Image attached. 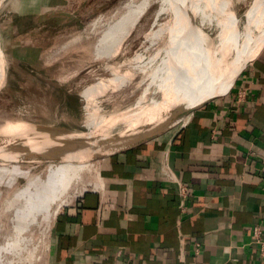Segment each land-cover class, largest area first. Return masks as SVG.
<instances>
[{
    "label": "crops",
    "instance_id": "crops-1",
    "mask_svg": "<svg viewBox=\"0 0 264 264\" xmlns=\"http://www.w3.org/2000/svg\"><path fill=\"white\" fill-rule=\"evenodd\" d=\"M98 162L42 264H264V45L183 125Z\"/></svg>",
    "mask_w": 264,
    "mask_h": 264
},
{
    "label": "bare ground",
    "instance_id": "bare-ground-1",
    "mask_svg": "<svg viewBox=\"0 0 264 264\" xmlns=\"http://www.w3.org/2000/svg\"><path fill=\"white\" fill-rule=\"evenodd\" d=\"M5 1L0 0V8ZM153 2L159 3L156 18L162 13L170 16L165 24L155 20L145 34V40H151L145 45L146 49L153 46L155 53L150 57L137 53L117 62V57L126 54L129 37ZM233 3L234 0H126L110 16L97 18L91 30L98 36L94 59L104 60L100 69L107 72L108 77L97 75L96 82L81 91L86 102L81 127L92 137H111L139 133L160 123L163 116H154L148 112L153 107L147 111L142 105L149 88L162 94L164 106L175 109L197 107L209 98L227 93L264 45V0L252 1L249 29H243L240 19L237 21L230 11ZM227 20L231 24L228 29L223 26ZM97 27L103 31H98ZM213 28L218 30L215 37L211 34ZM255 32L262 33L258 40ZM236 38H239L238 43ZM8 63L0 35V90L8 81ZM137 75L139 80H135ZM136 86L144 87L137 104L127 103L126 94L118 93ZM105 104L112 106L106 108ZM163 105L160 108L164 111ZM29 115V108L24 106L15 116L0 113V170L11 176H26L27 184L20 191L24 195L23 216L33 218V210L43 209L51 218L48 227L61 206L69 203V198L62 200L52 214L48 213L51 204L67 198L70 187L83 181L84 173L102 154L75 153L60 161L50 160L41 173L35 174L34 170L44 161L23 162L10 152L16 149V143L30 150L52 147L47 146L48 136L31 122ZM43 173L47 174L46 180Z\"/></svg>",
    "mask_w": 264,
    "mask_h": 264
},
{
    "label": "rangeland",
    "instance_id": "rangeland-1",
    "mask_svg": "<svg viewBox=\"0 0 264 264\" xmlns=\"http://www.w3.org/2000/svg\"><path fill=\"white\" fill-rule=\"evenodd\" d=\"M125 1L7 0L0 8L1 47L9 62L8 81L0 90V113L15 116L16 111L22 106L29 108L31 122L48 136L47 146H52L48 150L36 151L51 152L59 149L67 145L69 137L78 136L80 133L82 137L89 136L87 131L81 127L86 103L81 91L93 85L97 75L108 77L107 72L100 69L104 60L94 59L98 36L92 33L93 24L97 18L108 17L116 12ZM252 1L234 0L230 8L236 20L240 19L243 29L244 27L249 29V25L251 26L252 19H250L251 16L249 17V10ZM158 8L159 3L153 2L129 37L126 54L117 57V62L137 53H144L146 57L155 53L153 46L146 49L151 40H145V34L149 32L155 20L158 24H165L170 18L166 13L156 18ZM45 15L46 18L41 20V16ZM230 25L228 20L223 23L226 29L230 28ZM218 28L220 29V26ZM96 29L103 31L101 27ZM217 31L215 28L212 29V37L216 36ZM253 34L256 36L255 39L258 37L256 40L260 38L259 35L262 36V33ZM89 35L92 37H87ZM73 37L74 39L78 37V40L72 39ZM235 42L238 43L239 38H236ZM221 46L223 48V43ZM139 78L137 75L135 80ZM150 89L142 105L147 111L153 107L148 112L156 117L162 115L161 122H163L178 109L173 106L167 107V104L164 106L162 94ZM143 92V86H136L133 89L124 88L118 93L120 96L126 94L127 103L137 104ZM160 104L164 106L162 107L164 111L161 110ZM110 106L112 104H105L106 108ZM187 119L188 117L180 121L167 133L183 125ZM14 147L15 150L10 149L12 154L27 150L20 143H16ZM69 155L72 153L59 151L56 159L53 160L60 161ZM48 161H44L36 168L35 174L41 173ZM98 161H94V169ZM88 170L84 173L82 182L70 187V195L67 196V194V198L64 197L54 202L55 204H51L48 213L52 214L64 199L69 198L68 201L71 203L82 193L83 189L86 190L89 187L91 176L88 175ZM43 179H47L46 173H43ZM84 182L85 185H83ZM26 184L24 174H12L11 176L7 171L0 170V264H42L45 257L46 235L50 227V225L47 227V224L51 218L44 213L43 209L33 210V218L23 216L25 206L22 208L21 205L24 203V195L22 196L20 191ZM9 242L12 245L8 246Z\"/></svg>",
    "mask_w": 264,
    "mask_h": 264
},
{
    "label": "water",
    "instance_id": "water-1",
    "mask_svg": "<svg viewBox=\"0 0 264 264\" xmlns=\"http://www.w3.org/2000/svg\"><path fill=\"white\" fill-rule=\"evenodd\" d=\"M42 18L45 19L46 15L43 17L41 16V20ZM217 97L218 96L209 98L197 107L178 109L174 111V113L165 121L146 131L131 134L125 133L123 135H115L111 137H92L91 135L87 137H69L70 140L67 142V145L60 147L59 149L52 150L51 152L27 149L25 151L21 150L16 155H18V158H20L22 161H50L56 159V154L59 151H66L72 154H102L101 158L110 154L127 152L166 134L180 121L189 117L196 109Z\"/></svg>",
    "mask_w": 264,
    "mask_h": 264
},
{
    "label": "built area",
    "instance_id": "built-area-1",
    "mask_svg": "<svg viewBox=\"0 0 264 264\" xmlns=\"http://www.w3.org/2000/svg\"><path fill=\"white\" fill-rule=\"evenodd\" d=\"M180 189H181V191L183 192V193H185V188L184 187H180ZM84 193V192H83ZM83 193L80 195V196H82L83 195ZM79 196V197H80ZM79 197H77L75 200H77ZM256 231H257V233H258V229H256ZM48 234V233H47ZM47 236V235H46ZM261 254L264 256V245L261 247Z\"/></svg>",
    "mask_w": 264,
    "mask_h": 264
}]
</instances>
